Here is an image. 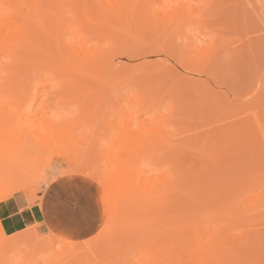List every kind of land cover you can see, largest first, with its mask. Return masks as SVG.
<instances>
[{
    "label": "rangeland",
    "instance_id": "obj_1",
    "mask_svg": "<svg viewBox=\"0 0 264 264\" xmlns=\"http://www.w3.org/2000/svg\"><path fill=\"white\" fill-rule=\"evenodd\" d=\"M171 1H175V0H159L158 3L163 8H165V7L167 8L168 4ZM228 1H227V4L230 5L231 7L225 4L226 0L221 1V3L219 4L220 7H222L223 6L222 2H223L224 6L226 7V10L224 7H222L223 10H222V8L220 9V12L222 11V13H220V16L222 14L224 15L225 13L227 15L225 14L224 16L228 17V15H229V18H227L229 20H227L226 18H223L224 16L223 17L221 16L222 17L221 24L224 27L220 25L221 29H222V27H223V29H225V26H226V29H228L227 32H225L226 34L223 33L224 37L227 36L229 33V35L232 38V39L230 37L228 38L229 43H227V44L229 45L230 43H233V44L237 43L238 40L236 41V39H239L238 42H240L241 41L240 39H242V38L243 39L246 38L248 40L245 39V41H244L242 39L243 41L241 42V44L238 43V46L240 45L239 48H236V45H235V48H233L234 45L230 44L229 46H231L234 49V51H231L233 49H231V50L227 49L228 48L227 44H226L227 48H225L224 47L225 44L222 45L221 39L219 37L217 38L216 37L217 35L214 37V35L208 34V35L204 36V38H202V41H203L202 46H214V47H218L220 49V51L222 50L223 52L221 51L220 60L223 59L227 53H230V51L233 53L235 52V54H234L235 56L234 57L232 56L233 59L230 62L238 63V64H234L235 66L238 65L235 68H239V66H240L241 70L237 71V69H236L233 71V69H235V68H233L234 65L231 67V68H233L232 70L229 69L228 66H225V65L229 64V62H226L227 59L231 60V58L226 57L224 62H226L228 64L224 65L223 60H221L223 64H221L220 68L221 67H224V68L228 67V70H222V68L221 69L219 68V70L221 71V75H219V76H221V79L226 80V84H227V82L230 81V83H229L230 85L228 84V86H226V84L224 83L225 85L223 84L224 85V88H223V85H221L223 82L220 83L223 80L220 81L219 76H218V80L220 82H217V83L213 82V84L216 88L218 85L216 86L215 84L219 83V85H221V89L223 91H225V88H229L230 90L227 89L226 93H228V91L232 92L231 95L234 98L228 97L230 99L229 100L227 99L228 101L227 100L225 101L224 98L227 96L225 94V96L222 97L224 99L223 100L221 97H219V94H222L220 96H223L224 92H221V93L219 92V94H218V91H220V89L218 91H216L218 94V95L216 94L217 96L211 95L212 92L209 91L210 94H207L208 93L207 92L206 93L207 97L206 98L204 96L203 97L205 98L204 100H207L210 97V96L208 97V95H211L212 97L209 99H212L216 96L215 98L218 97L221 100H223L224 102H228L227 108L224 106V104H223L224 102L222 103L220 99H217V100L214 99V100H216L215 101L216 103L212 104V105L216 106L217 101L219 100L220 102L218 104L221 103L220 105H222V104L223 105L222 106L218 105V106L225 107L226 109H228L229 106L232 107V105H234L235 103H236L235 106L236 105L240 106V109L242 106V109H241L242 111L239 110L241 112L240 113H239V111L237 112V113H239L240 117L238 115L236 116V113L234 114L235 111L233 112L235 117H233L231 119H227V120L224 119L223 120L222 118L217 116L218 113H215V112L216 111L218 112L219 110H215L216 108L212 105L210 107V104L212 102H210V100H207L210 102V103L207 102L209 104H206V101L202 102L201 100H203V98H198V99L196 98L199 93L195 92L196 90L193 91L195 88L193 90L190 89L191 88L190 86L194 85L195 83L197 84V82H199V81L197 80V82L195 81L191 85L190 82L193 81L192 77H191L192 79H190V77L188 78V76H185L186 74L184 75V72L182 73L178 70H171V68H168L169 69L168 72H172V75H171V73H166L165 79H164V77L163 78L160 77L162 80H164L163 81L164 85L161 84L163 86H160V85L159 86H160V88L164 87L163 88L164 91L166 89L173 87V86L175 89L174 92L175 91L177 92L178 89H181V91L178 90L179 92H177V95L181 94L182 96H184V98L179 97L180 95L177 96V97L181 98L180 99L181 102H180V100H178L179 104L175 105V103L173 101H171L169 98H167L168 100H170V102L167 101V99H166V101H164L165 104L162 105L163 107H162L161 111H159L160 113L157 112L156 110L154 111L153 108L150 111H147V114H145L143 112L139 113L138 108L136 109L135 107L133 110V113H134L133 118L137 119L136 122L142 126H146V127L160 126V128L162 127L161 129L166 127L165 130L168 129L167 132H169V129L171 128L170 133L174 134V139L172 138L173 140L171 142H172V145L175 146V149L172 148V150L170 149V151L167 152L170 157L172 156L171 157L172 159L169 158V156L166 154V152L165 153L163 152V150L165 151V148L164 149L161 148V150H154V152L164 153L165 158L163 157L164 155L162 156L163 158L161 156H158L159 158L158 157L152 158L154 156H151L150 160L148 159V161L146 162L147 164H145L144 167L142 166L145 169V171L142 169L144 174H142V178L140 179L141 182L139 181V184L141 186L143 184H144L143 186H146L147 184H149L148 182H151V181L157 182L156 181V179H157L159 181L160 180L161 181L166 180L167 181L166 184L169 187V186H171V184L173 182L176 181L175 182L177 184L176 186H178L180 189H183L184 192L187 193V195H189V198L185 197V196L182 198H179V199H181L180 200L181 202L178 201L179 203L177 202V205H176L175 202L178 199L176 197L175 198L176 200H174V202L171 203V205L168 204L169 207L167 206V208H169L168 210H172L171 212L168 211L167 209H164L167 204H164L165 205V206H163L164 208L160 207L159 209H157L158 212L157 213L155 212V217L154 218L151 217L152 219H154L155 222L151 223L152 222V219H151L149 224L147 225L148 227L145 230L138 228V226H136L135 228L129 227L130 229L126 227L127 229L123 230V229H125L124 227L127 226V224H124L125 222H128L129 220H132L135 218H136L135 220H139V217H141L139 215H138V217H137V215L135 217L134 214L133 215L131 214V216H129L130 219L127 217L128 221H125L123 223L122 226H124V227L123 228L121 227L122 229H119L120 231L118 229L115 230L116 227H114V226H116V225L112 224L114 221H112L113 219L111 217H113V214H112V209H110V204L113 203V199H114L113 198V189H114V187H116V184L118 183V181L121 177V174H125L126 171H128V170H130V168H132V165H130L131 164L130 163V161H131L130 157H131L132 152L123 151L119 148H117V149L113 148L115 145L118 144V143L115 144V142H121L120 137L122 136L120 131L113 129V127H115V125H117V127L119 129L123 128V124H122L123 118L120 115H118L120 106L118 107V109H116L115 102H114L115 100H113V101L111 100L112 105H114V107H113L114 109L107 108V109H112V111L110 110V112L106 109L107 112H109L107 116L110 117V119L107 118V116H105V119L103 118L104 119V121H103V119H100V118H102V116L99 115L101 117L99 118V120L97 122V120L96 121L94 120L95 117H93L90 114L93 117V120L96 122V123L94 122L95 124H93L90 121L92 119L91 116L89 117L88 115H83V122L85 124H81V127L75 128L74 130H71V131L58 133L57 136H59L60 141L58 142L59 144H57V146L56 145L54 146V149H55L54 152L55 153L51 157V159H49V156H48L49 151L47 149L41 147L37 142H35L31 138H29L27 135L24 134V135L20 136L18 139H15V137H13L12 131H11V133L9 132L11 130L10 126L9 125H2L0 127V221L2 223V228L0 229V245H1L2 250H0V252H2L3 255L1 253L0 258H2V257L3 258L0 259V264H68V263L69 264H112L111 262H113V264H114V262L116 264H130V262H132V261L134 262V263L132 262V264H136V263H138L137 261L142 262L143 258H139V257H142V256L145 257V255L138 256V254H136L137 253V251H136L135 255H137L138 257L134 258V255L132 256V254H134L133 251L135 249L134 250L131 249L129 247L130 245L128 246V243H130L129 240H131L132 237H136V238L138 237V239H139V237L142 235L145 236L144 239L147 241L150 238H151L150 239L151 242L155 241L154 245H156L157 244L156 242H158L159 245H157L156 248L154 247L155 250H153V249L150 250V251H155L154 254H157L156 251L157 252L160 251L159 247H162L165 244V247L163 246L164 247L163 251H165V252H162V253H164L165 258L162 257V259H164L166 261L168 258L167 256H169V255L166 256V254L172 253L171 256H173L177 252L180 253V255L177 254L178 255L177 257H176V255H175V257H173V259L177 258V259H174L175 262L177 261L176 264H181V263L182 264H191V263L192 264H195V263L201 264V262L203 261L201 256L204 254H205V257H203L204 262H202V264H210V262H213L211 264H215V262H217L216 264H219V263L220 264H226V262H227V264H238V263L239 264H254V263L255 264H264V163H262V160L264 159V155L262 154V153H264V107H263L264 104L262 103L263 101L262 102L260 101V99H261L260 96L262 95V93H264L263 92L264 91V7H262V5L264 4V0H249L252 2H249V3L247 2V3L248 4L252 3L255 8L254 7L252 8L251 7L252 4H250L251 6L248 5V7L243 6V7H245L244 9H242V6H241L243 4L244 0H240V3H242L241 5L240 4L238 5L235 3L238 0H235V1L234 0H228ZM241 1H243V2H241ZM246 1H248V0H246ZM229 3H231V4H229ZM234 3L236 4L235 7H234V5H235ZM238 3H239V1H238ZM232 7H234V8H232ZM227 9L229 10V13H231V14H232V11L234 14V10H235L237 16L241 15V16H239L240 18L238 19V17L236 18L235 15L233 16V14L232 15L229 14ZM255 9L257 10L256 12H255ZM230 10H232V11L230 12ZM242 10L244 13L242 12V14H241ZM258 11H259V13H258ZM238 12H239V14H238ZM257 13L260 15L258 16ZM230 17H232V18H230ZM243 17H244V20H242ZM235 19L236 20L238 19L237 22ZM225 20L227 23L229 21L231 22V20H232V22H231V24L229 23L228 25H226L227 23L225 22ZM234 20H235L236 25H234ZM239 25H241V26H239ZM228 26H233V28L232 27L230 28ZM236 26L238 27V29ZM234 27L236 28V32H235V30H233V29H235ZM229 30H231V31L228 32ZM239 30H241V31H239ZM232 33H237V34L233 35ZM233 41H236V42H233ZM177 42H181V41L178 39ZM244 43H245V45H244ZM252 43H254V44H252ZM251 45H253L254 48ZM222 46L225 49L229 50V52L226 51L227 52L226 53L224 51L225 49H223ZM251 48H252V50H251ZM237 49H239V50L242 49V50L240 52ZM236 51H239V53ZM224 53H226V54L224 55ZM222 55H224V56H222ZM227 55L230 56L229 54H227ZM237 57L238 58L241 57V59H244L243 60L244 63H243V61L242 62L240 61L241 59L240 60L236 59ZM253 57H255V58H253ZM234 58L240 62H237L236 60H235L236 62L233 61ZM252 58H253V60H252ZM239 63H241V65H243V66H241ZM158 64L159 63H157V66H158ZM161 64H163V63H160V65ZM244 65H246V67L242 69V67H244ZM247 65H248V67H247ZM142 66H144V68H146L144 64ZM152 66L154 67V64ZM165 67H167V66H165ZM144 68L141 67V69H143V70H144ZM147 68H146V70H147ZM151 69H153V68H151ZM45 70H46V68L44 69V71ZM162 70H163V68L160 69L159 71H162ZM244 70H246V72L247 71L248 72L244 73ZM44 71H42V72L45 74L47 72V70L45 72ZM148 71L149 70H147V72ZM222 71L226 73V74L224 73L225 75L223 74V76H222V73H223ZM140 72L147 73L145 70L140 71ZM150 72H152V70ZM155 72L157 73V71H155ZM232 72L239 73L240 77H242L241 72H243V78H245V80L241 79L239 76H238V80H237L238 74L236 73L234 75ZM162 73H158V74H156V76L158 77L159 74H162ZM226 76L230 77V80L227 78L229 81L226 79ZM22 77H23V75H21V77H19L18 79L14 80V83H12L13 81H11V82L8 81L7 84L5 83V85H7L5 87L10 89L9 92L13 91V93H15L14 95H16L15 98L13 99L15 101L14 102L15 103L14 110H11L9 108V105L11 102L10 103L7 102L8 104H4V105H2V107L8 108L6 112H8L11 116L16 117V118L19 117L22 121H26V119H28V121H29L28 116L30 114L29 115H25V114L29 111L28 106L30 105V100H31V99L29 100V98H30L29 93L31 92V90H30L31 88H29V84H27V83L34 78V73L30 74L29 78L26 79L27 81L21 82V80H23ZM46 77L47 76H44V78H46ZM173 78L175 80H174V82L173 81L171 82V80H173ZM197 78L198 77H196V79ZM202 78H204V82H207V83L208 82L211 83V81H212V80L210 81L206 77V75H202V77L201 78L199 77L198 79H202ZM155 79H158V78L154 77L153 81ZM240 79L244 82H247L245 84L247 86L248 85L249 86L247 87L244 84V82H242L243 84L240 83L241 82ZM256 80H258V81H256ZM259 81L261 82V84ZM176 82H178V83L176 84ZM199 83H200V85L203 84L202 82H199ZM255 84H257V85H255ZM203 85H204L203 87L205 88V86H206V88L208 90V85H210L209 87H211L212 84L208 83L207 85H205V83H204ZM239 86H241L242 89H240ZM200 87H202V85ZM260 87H261V89H260ZM160 88H158V89L161 90L162 88L161 89ZM211 88H213V90H214V87H211ZM211 88H209V89L211 91H213ZM22 89H23V92H22ZM153 89H155V88H153ZM163 89H162V92H163ZM14 90H15V92H14ZM52 90H53V88L50 84H48V82L43 87L40 88V91L38 93L39 98L37 97L39 100L37 99L36 102L33 103L34 105H32V107H31V109H33V110L29 111V113L33 111L31 113V116H30L31 117L30 121H32V123L29 127H27V129L29 128L30 132L40 130L41 129L40 124L42 122L54 123L55 125L58 123L59 125L60 124L63 125L64 123L63 124L61 123L63 121H61L59 119V117H60L59 115H66L68 112H69L68 114H70V113L72 114V112H75V107H74V111H73L71 106H69V108H68V106L66 104H65L66 106L64 105V103H66V101L64 103H62L59 100H55L54 98L56 96H58V94H56V92H54ZM207 90H205V91H207ZM24 91H25V93L27 92V94H28L27 96L24 95L25 94ZM32 91H33V89H32ZM135 91H138V90L136 88L132 89V91L130 92V95L133 94L134 96L136 95V97H138V96L140 97L143 94L145 95V93H143L142 95L141 94L139 95ZM45 92L46 93L50 92L49 94H51V93L52 94L47 96V99H48V100L46 99L47 103L45 102L46 104H43V103H41L42 102L41 100L44 97V95L46 94ZM216 92L214 91L213 93L215 94ZM230 92L228 94H230ZM13 93L11 92L10 94H13ZM133 95H132V98L134 100H139V97H138V99L137 98L135 99ZM144 95H143V97H144ZM199 95H198V97H199ZM200 97H202V96L200 95ZM261 97L264 98L263 96H261ZM194 98H196V99H194ZM253 98H254V100H253ZM197 100L201 101L204 105L202 106V103H200L201 105L199 103L197 104V102H199ZM211 101H213V99ZM40 103L43 105L41 106L40 109H37V108H39L38 106H40ZM180 103H182V105ZM109 104H111V103L109 102ZM109 104H107L108 107L111 106ZM188 104H190V105H188ZM228 104H230V105H228ZM171 105H172V107H171ZM185 105H187V106H185ZM195 105H197V108ZM207 105H209V106H207ZM181 106H182V111L180 109H178ZM184 106L186 107L185 109H183ZM200 106L204 107V108H207V107H209V108L206 110L204 109L205 111H202ZM174 107H176V109H178V111L179 110L180 111L178 112L177 110H174ZM212 107L215 109H213ZM220 107L219 108L217 107V108L220 109ZM193 108H195L196 110H194V111L191 110ZM235 109L237 111L238 107H236ZM71 110H72V112H70ZM229 110L232 114L233 110H231L230 108H229ZM92 111H93V109H90V112H87V113H92ZM174 111H177V112H174ZM210 111H212V112H210ZM222 111H223L222 109H220V111H219V113L221 112L220 113L221 116L224 113L225 114L229 113V111L228 112H226V111L222 112ZM190 112L191 113L194 112L195 116L193 115V113L191 114ZM213 112L215 113V115L211 116V114ZM82 113H79V115ZM105 113L106 112H104L103 114L105 115ZM188 113H190V115ZM76 114H78V113H76ZM109 114L113 115L112 119H111V116ZM182 114L184 116L183 118L181 116ZM4 115L5 114H3L1 116H4ZM166 115L167 116L171 115L172 117L166 119V117H167ZM227 115H230V113ZM1 116H0V118H1ZM85 116H88L91 119L86 118ZM176 116H178V117H176ZM230 116H232V115H230ZM230 116H229V118H230ZM70 117H69V119H72V117L71 118ZM222 117L227 118L226 115L222 116ZM206 118H207V120H206ZM215 118H217V121ZM69 119L66 120V123H68ZM81 119H82V117L80 118V120ZM96 119H98V118H96ZM171 119H175V120H171ZM190 119H192V120H190ZM179 120H181V121L178 122ZM183 120H185V122ZM186 120H187V122H186ZM218 120H220V121H218ZM233 120H234V122H233ZM30 121H29V123H30ZM230 121H232V122L229 123ZM202 122H204V124H202ZM235 122H236V124H235ZM182 124L184 126H186L187 128L186 127L184 128V126H182ZM188 124L190 126H188ZM201 124H202V127H201L202 129L200 128ZM219 124H220V127L223 124L224 125L228 124V125L227 126L225 125L226 129L225 128L223 129L224 125L222 126V129L220 127H219L220 128L219 129L218 128ZM64 125H66V124H64ZM179 126L181 128H177ZM203 126L205 127V129ZM258 126L259 127L261 126V127L259 128ZM211 127H213V128H211ZM228 127H229V129H228ZM190 128H191V130H190ZM197 128L200 130H198ZM257 128H259V129L257 130ZM172 129H174V130H172ZM193 130H194V132H193ZM234 130H236V131H234ZM171 131H173V132H171ZM180 131L182 134H180ZM229 131H230V133H229ZM86 132H88V133H86ZM198 132H199V134H198ZM83 133L85 135L86 134L89 135V133H90L91 137H92V138L90 137V140L88 143L83 144L84 146H82V145H80V143L76 142L77 139H80V137ZM183 133H184V135H183ZM192 133H193V135H192ZM196 134H198L197 135L198 137L197 136L195 137ZM186 135H188L187 136L188 138L185 137ZM230 136L231 137L235 136V140L233 141V143L237 140L236 137L238 139L240 137L241 139L239 140V143L241 141L242 142L241 145H239V143H237L238 144V147H237V145L235 143L236 146H234L231 142L232 140L231 141L229 140V138H231ZM190 137H192L191 140H190ZM91 139H92V141H91ZM101 139H103V140L101 141ZM176 139H177V141H176ZM187 139H188V141H187ZM62 140H65L67 143L63 144ZM173 141H174V143L176 141L175 145H174ZM178 141H180V142H178ZM228 141H230L231 143L229 144ZM22 145L25 147L23 148ZM187 145H188V147H187ZM255 145H257V146H255ZM232 146L234 148H232ZM242 146H243V149H242ZM258 146H260L261 148ZM79 147L80 148L84 147L81 149V152H80ZM92 148L94 149V151L91 154ZM197 148H199V149L203 148V149L198 150ZM226 148H228V149H226ZM237 148H238V150H237ZM245 148H247V149H245ZM178 149H179V153H178ZM182 149H183V151H182ZM186 149H189V150H186ZM137 150H139V144H135L134 148L131 151H137ZM168 150L169 149L166 148V151H168ZM173 150H175V151H173ZM216 151H218V152H216ZM224 151H225V153H224ZM255 151H257V152H255ZM176 153H178V154H176ZM184 153L187 156H184ZM174 155H176V156H174ZM258 155L260 156L261 161L259 160ZM262 155H263V158H262ZM254 156H255V158H254ZM198 157H200V158H198ZM205 158H206V160H204ZM157 159L159 160V162ZM181 159H183V161ZM206 161H208V162H206ZM229 161H231V162H229ZM263 162H264V160H263ZM117 163H118V165H117ZM176 164L178 165V167ZM185 164H187L189 167ZM153 165H155V166H153ZM173 165H175V166H173ZM180 165L182 167L183 166L184 167L182 168V167H180ZM197 166H198V168L195 169ZM199 166H200V168H199ZM206 166H208V167H206ZM235 166H236V168H235ZM225 170H227V171H225ZM229 171H230V174H227V173H229ZM238 172H240V173H238ZM181 173H183V174L180 175ZM226 174H227V176H226ZM115 175H117V177ZM118 175H119V177H118ZM175 175H177V176H175ZM205 175L207 177H204ZM186 176H187V178H186ZM193 176H194V178H193ZM210 176H211V178H210ZM169 177H172V178H169ZM201 177L203 178L202 181H204V179H205V180H208L211 182V183L210 182L208 183V181H206L208 184L207 185L208 189H206L207 188L206 186H205L206 188H204V185L206 182L203 184L202 181H200L201 184H203L202 185L203 187L197 182L198 180H201ZM218 177H220L221 179ZM226 177H228V178H226ZM110 178H112V182L114 181L113 183L110 182ZM260 178L263 179V181L260 180ZM255 179L258 180V182H256ZM235 180L237 181V183ZM45 181H48V183H45ZM116 181H117V183H116ZM161 181H160V184H161ZM186 181H189V182H186ZM223 182L225 183V185L227 187L224 185ZM110 183H112L113 185ZM187 183L189 186L187 185ZM196 183H198V186H196L198 188L193 187V185ZM238 183H239V185H237ZM244 183L245 184L247 183V184L244 186L243 185ZM254 183H257V184L255 185ZM139 184H138V187H140V189H143V186L141 188V186ZM181 184H183V185H181ZM250 184L252 185V187ZM186 185H187V187H186ZM199 186L202 187V190L200 189L201 187L199 188ZM237 186H239L238 187L239 189L237 188ZM111 187L113 189L110 192ZM215 188H216V191H215ZM140 189L138 188L139 192H140ZM242 189L247 192V193H245L247 195H241V193L243 191ZM250 189L251 190L253 189V191H252L253 194L250 193L251 191H249V193H250V195H249L248 190H250ZM73 190L77 191V192H81V193H86L87 197L91 201L92 214L87 221L83 222L84 226L73 225L71 227H62L59 222L54 221L52 216H50L48 214V204L52 198H59L63 194L69 193ZM136 191H137V189H136ZM238 191H239V193L241 192L240 193L241 196L237 193ZM111 193H112V196H111ZM188 193H190L191 195ZM218 193H220V194H218ZM215 194H217V195H215ZM4 195L8 196L10 199L8 197H5ZM169 195H171V193H169ZM195 195H196V197H194ZM200 195L202 197H205V198H201ZM37 196H39L41 199L37 200L36 199ZM134 196H137V193ZM190 196L194 199H190ZM231 196H232V198H229ZM239 196L241 197V198H239V199H241V201H239V199L237 198ZM29 197H31L33 200H35V203H33L31 206H29V204H28ZM173 197H174V195H173ZM197 197H199V198H197ZM218 197H219V199H218ZM225 197H226V199H225ZM168 198H170L171 201L174 199V198L171 199L172 196L171 197L169 196ZM185 198H187V199H185ZM215 198L218 200H216ZM7 199H9V200H7ZM184 199H185V201H184ZM202 199H204V200L202 201ZM234 199H236V200H234ZM167 200H168L167 202L170 203L169 202L170 200L169 199H167ZM110 201H112V202H110ZM220 202H222V203H220ZM186 203H189V204H186ZM205 203L208 205H206ZM209 203H210V205H209ZM172 204H173V206L175 205V207L178 206V208L174 207L175 211L171 208V207H173ZM201 205L203 208L201 207ZM192 206L195 208H193ZM182 207H184V208H182ZM189 207H191V208L189 209ZM206 207H207V209H204ZM208 207L210 210L208 209ZM241 207H242V209L243 208L244 209H243L242 213H239L242 211V209H240ZM21 209H23V210H21ZM161 209H164L163 212L164 211L165 212L162 213ZM178 209H179V211H178ZM200 209H202V210H200ZM225 209H227V210H225ZM208 210H209V212H208ZM166 212H168V213H166ZM189 212H190L191 216L194 213L196 215V219H195L194 215L192 216L194 219L192 217H190V214H188ZM216 212H219V213L217 214ZM185 213H187V214H185ZM168 214H171V215L166 216ZM211 214H212V216H211ZM244 214L246 216L243 218ZM157 215H159L160 217ZM185 215H186V217H185ZM144 217L147 218V215L144 214ZM144 217L142 215V218H140V219H144ZM197 217H198V219H197ZM215 217H217V218H215ZM157 218H159V219H157ZM166 218H168V219H166ZM183 218H185L186 221H184ZM208 218H209V220H208ZM218 218H220V219H218ZM188 219L191 221H189ZM156 220L158 221L157 224H156V222H157ZM197 220H198V222L201 221L205 224H203L201 222H199V224H198ZM160 221L162 224L159 223ZM192 221L195 225L191 223ZM205 221L206 222L208 221L209 223L207 222V225H206ZM226 221H227V223H226ZM230 221H231V223H230ZM247 221L250 223H248ZM179 222H181V223H179ZM189 222L192 225L188 224ZM196 222H197L198 226L200 225V228L195 227V226H197ZM232 222H234V223H232ZM235 222H237L238 224ZM128 223H130V222H128ZM146 223H147V221H146ZM247 223H248V225L249 224L250 225L248 226ZM254 223H255V226H253ZM114 224H115V222H114ZM239 224H241L242 226ZM128 225L130 226V224H128ZM156 225H158V227ZM161 225H162V227H161ZM182 225H184V226H182ZM178 226H181V228H184L186 226V228H185V230L181 229V228L178 229L179 228ZM192 226H194V227H192ZM204 226L206 227V229ZM201 227H202L203 232L201 231ZM231 227H232V229H231ZM234 227H236V228H234ZM248 227H250V228H248ZM132 228L134 230H132ZM151 228H153V229H151ZM224 228H226V229H224ZM237 228H239L240 230ZM260 228H262V229H260ZM188 229H189V231H188ZM208 229H209V231H207ZM213 229L215 231L216 230L217 231L219 230V231L215 232ZM248 229H250V230H248ZM54 230L56 231V233ZM241 230H242L243 234H241V232H240ZM256 230H258V231H256ZM131 231L133 232V234L132 233H131L132 235L129 234L130 237L128 239L124 240L125 235H127V233H130ZM136 231L138 233L139 232H141V233L138 234V233H136ZM236 231H238V232H236ZM123 232L124 233L127 232V233L124 234ZM221 232H222V234H221ZM114 233L116 236L114 235ZM204 233H205V235H203ZM238 233L240 234V236ZM246 233L247 234L249 233V234L246 235ZM229 234L233 235L235 237L230 236ZM235 234H237V235H235ZM169 235H170V237H169ZM198 235L201 238H199ZM201 235H203V236H201ZM214 235H216L215 239L214 238L212 239V237H214ZM114 236L116 237L115 239H114ZM196 236H198V237H196ZM208 236H210V237H208ZM223 236H224V238H223ZM195 237H196V239H195ZM219 237H220V240H218ZM152 238H153V240H152ZM227 238H228V240H227ZM231 238H233V240L236 242L233 243L234 241H232ZM108 239H110L111 243L109 242ZM116 239H117V241H116ZM206 239H207V241H206ZM235 239H239V240H235ZM242 239H245V240H242ZM119 240H121V241L123 240V242H121V243L124 247V249H123L124 251L122 249H121L122 251H118L114 247L112 249H110L111 248L110 246L112 244H114L115 241H116L115 245H117V242ZM170 240L173 241L174 244ZM162 241L164 244H161ZM166 241L168 244L166 243ZM208 241H210L211 243L210 242L208 243ZM135 242H136V240H135ZM187 242L188 243L192 242V244H194V245L191 246L192 244H190V246H191V248H190V246ZM214 242H216V244ZM177 243H179V244L177 245ZM184 243H185V245H184ZM200 243L204 244V245H200ZM206 243H208V244L205 246ZM243 243L245 246L243 245ZM246 243H249V244L247 245ZM212 244H214V245H212ZM232 244L233 245L238 244V245L233 246ZM176 245L180 246L181 249L178 248ZM210 245H212V246H210ZM215 245L216 246L218 245L217 247L221 248L222 251H221V249H216L217 247ZM225 245H227V246H225ZM259 245L261 247H259ZM174 246H176V247H174ZM123 247H121V248H123ZM187 247H189V248H187ZM192 247L193 248L195 247V248L193 249ZM211 248H213V249L211 250ZM99 249L102 251H98ZM168 249H170V250H168ZM71 250H73L74 253ZM76 250H77V252H76ZM137 250L139 253V249H137ZM174 250H176L175 254H173ZM199 250H202V251L200 252ZM203 250H204V254L202 253ZM215 250L216 251L219 250V252L221 251L223 253L220 252L218 254V252H216ZM227 250H229V251H227ZM238 250H239V252H238ZM240 250H241V252H240ZM205 251L206 252L209 251V253L206 254ZM101 252H102V254H101ZM145 252H146L145 254L147 255V257H145L144 259H145V263L148 264L146 262V259H148V257H150V255L147 254L148 253L147 251H145ZM189 252L192 254H190ZM194 252H197V253L194 254V256H193L194 259L192 258L193 259L192 260L191 259L192 256H190V255H193ZM225 252H226V254H225ZM123 253H125V255L127 254L128 257L125 258V255L118 256V255H122ZM142 253L144 254L143 251H142ZM152 254H153V252L151 253V258H152V256H154V254L153 255ZM199 254H201V255H199ZM157 255H160V254H157ZM188 255L190 257V260H187ZM196 255H197V257H196ZM211 255L213 257H210ZM218 255H220V256H218ZM171 256H169V259H171ZM224 256H226V257L229 256V257H227V259H226V257H224ZM118 257H119V259H118ZM129 257H131V258L128 261L127 258H129ZM200 257H201V261L199 262L198 260H200ZM221 257L222 258L224 257L223 258L224 260ZM123 258H125L126 262L128 261L129 263H125V260ZM136 258H138V260H136ZM151 258H149V259H151ZM219 258H220V260H219ZM141 259H142V261H140ZM149 259H148V261H149ZM173 259L170 260V264L171 263L173 264V262H174ZM207 259H209L210 262ZM213 259H214V261H213ZM231 259H233V261ZM256 260H258V261H256ZM168 261L166 262L167 264H169ZM207 262H209V263H207ZM139 264H144V262L139 263Z\"/></svg>",
    "mask_w": 264,
    "mask_h": 264
},
{
    "label": "bare ground",
    "instance_id": "obj_2",
    "mask_svg": "<svg viewBox=\"0 0 264 264\" xmlns=\"http://www.w3.org/2000/svg\"><path fill=\"white\" fill-rule=\"evenodd\" d=\"M159 0H0V116L5 114L4 116H1L0 118V127L2 125H9L11 130L9 131L11 133L12 131V134H13V137H15V139H18L20 136L22 135H27L29 138H31L32 140H34L35 142H37L41 147L47 149L49 151V159H51V157L54 155V146L57 144H59L58 142L60 141V138L58 135V133H63V132H67V131H71V130H74L75 128H79L81 127V124H85L83 122V115H88L89 117L92 115L94 118V120L98 122L99 118L102 116V118L100 119H105V116L108 115V113L110 112V110L112 111V109H114V105H112V101L115 100V107L116 109H118L119 107V112H118V115H120L123 119H122V124H123V128L122 129H119L117 127V125H115V127H113V129L117 130V131H120V133L122 134V136L120 137L121 139V142H115V145L113 148H119L123 151H129V152H132L131 154V161H130V165H132V168H130V170L126 171L125 174H121V177L117 183L116 181V187H114V189L111 187L110 189V192L111 190L113 189V203L110 204V209H112V214H113V217H111L115 222L112 223L113 225H116L114 227L115 230L116 229H122L124 226L123 223L125 221H128L127 217L129 218V216H131V214L138 215L141 216L139 217V220H135V219H132V220H129L128 222H125L124 224H127V226H125L123 230H126L127 228L129 227H136L138 226V228L142 229V230H145L150 222V220L152 218L155 217V212L157 213L158 210L160 207L161 208H164L163 206H165L164 204H167L166 207L164 209H169L167 208L168 204L171 205V203L174 202V200H176L175 198L177 197L178 199L179 198H182V197H188L189 198V195H187V193L184 192L183 189H180L178 186H176L177 184L175 182H173L171 184V186H167V181L166 180H160L161 181V184H160V181L156 179L157 182L155 181H151V182H148L149 184H147L146 186H143V189H140V187H138V184H139V181L140 179L142 178V174L143 173V170L145 171V169L143 168L145 164H147L146 162L148 161V159L150 160L151 156H154L152 158H155V157H158V156H163L164 153L166 152V154L168 155L167 152L170 151V149L172 150V148L175 149V146L172 145V140L174 139V134L173 133H170V129H169V132H167V130H165V128L161 129L160 126H153V127H146V126H142L140 125L139 123L136 122L137 119L133 118V110H134V107L137 109L138 108V111L139 113H145L147 114V111H150L152 108L153 110L159 112L161 111L162 109V105L165 104L164 101H166L167 98H169L171 101H173L175 103V105L179 104V101L182 97L184 98V96H182L181 94L177 95V92H179L178 90L181 91V89H178L177 92L175 91L174 92V86L169 88V89H166L164 91V87H161L163 89V92H162V89L160 88V86H163L164 85V80H162L161 78L164 77V79L166 78L165 77V74L166 73H171L172 75V72H168L169 69L168 68H171V70H178L180 72H184V75L185 76H188V78L190 77V79L193 78V81H191V85L192 83H194L195 81L197 82V80L199 82H202L203 84L205 83V85H207L208 83L209 84H212L211 87H214V90L213 88L209 87L210 85H208V90L205 86V88L203 87L204 85H202V87H200V83L197 82V84L195 85H192L189 86L191 87L190 89H194L193 91L195 92H198L202 97H198L197 95V99L198 98H203V100H201L202 102H205L206 101V104H209L210 102H212L210 104V107L212 104H215L216 100L217 99H220V98H215L219 92H224L223 93V96H220L222 94H219V97H224L225 94L227 95L224 99L225 101L230 98L228 97H232L234 98L230 91H228V93L230 92V94L226 93L227 89L230 90L229 88H225V91H223L221 89V85H223L224 83L226 84V80L224 79H221V71L219 70L222 61L224 62V60L226 59V57L228 58H231V60H228L226 62H229V65L228 63L224 62V65L225 64H228V65H225V66H228L229 69H233L235 67H237L238 65H234V64H238V63H232L230 61H232L233 57L235 56V52H231V51H234L233 48H235V45H236V48H239L240 45L238 46V43L241 44V42L245 39H240L241 41H239V39H236L237 43L233 44V43H230V44H233V48L231 46H229L227 43H229V37L231 38V36L228 35L224 37V34L225 32H227L228 29H226V26H225V29H223V25L221 24L222 22V17L226 14L221 15L220 16V13H222V11L220 12V9L222 7L225 8L226 10V7L224 6V3L222 2V7H220V3L221 1L223 0H175V1H171L169 4H168V7L166 8H163L159 3H158ZM225 1V0H224ZM227 1L226 0V5L227 4ZM235 1V0H234ZM239 1V3H238ZM237 2H235L236 4H242L240 3V0H238ZM229 2V1H228ZM243 2V1H241ZM249 2H252V1H246L244 0L243 4L241 5L242 6V9H244L245 7H248V5L252 4H248ZM234 3V4H235ZM231 4V3H229ZM233 4V3H232ZM236 4L234 5V7L236 6ZM247 5V6H246ZM264 5V4H263ZM262 5V7H264ZM230 6V5H228ZM233 6V5H232ZM245 6V7H243ZM251 6V5H250ZM249 6V7H250ZM231 7V6H230ZM232 7V8H234ZM252 8L254 7L253 4L251 6ZM250 7V8H251ZM231 8V9H232ZM240 8V7H239ZM255 8V7H254ZM223 10V8H222ZM228 10V9H227ZM248 10V9H247ZM232 10H230L231 12ZM238 11V10H237ZM257 10L255 9V12ZM243 10L241 11V14H242ZM254 12V13H255ZM228 13H229V10H228ZM244 13V12H243ZM259 13V11H258ZM257 15L259 16L260 14ZM231 14V13H229ZM232 14H233V11H232ZM231 14V15H232ZM239 14V12H238ZM227 15V14H226ZM236 16V18L238 17V19L240 18L239 16L241 15H236V12L234 10V14L233 16ZM246 15V14H245ZM246 17V16H245ZM223 18H229V15L228 17L227 16H224ZM232 18V17H230ZM259 18V17H258ZM237 19V20H238ZM260 19V18H259ZM229 20V19H227ZM236 20V19H235ZM235 20H234V25H236L235 23ZM236 20V22H237ZM244 20V17L243 19ZM224 21V20H223ZM226 22V20H225ZM232 22V20H231ZM231 22L229 21L226 25H228L229 23L231 24ZM240 22V21H239ZM244 22V21H243ZM233 24V23H232ZM255 24V23H254ZM222 29H221V26ZM241 26V25H239ZM249 26V25H248ZM256 26V25H255ZM228 27H232L233 26H228ZM237 27V26H236ZM235 28V27H234ZM242 28V27H241ZM258 28V27H257ZM238 29V27H237ZM226 30V31H225ZM232 30V29H231ZM231 30H229L228 32H230ZM235 30L236 32V28L233 29ZM232 30V31H233ZM223 31V32H222ZM241 31V30H239ZM253 32V31H252ZM256 32V31H255ZM249 33V32H248ZM214 35V37L216 36L217 38L219 37L221 39V42H222V45H224L225 48H227V45H228V48L229 50L233 49L230 51V53H227L226 51L229 52V50L225 49L223 46L222 48L225 49L224 51L227 53V54H231L230 56H228L226 53H224L225 57L223 59L220 60V55H221V51L218 47H214V46H202V38H204V36L206 35ZM226 34V33H225ZM233 35L234 34H237V33H232ZM245 34V33H244ZM239 35V34H238ZM237 35V36H238ZM248 35V34H247ZM252 35V34H251ZM242 36V35H241ZM227 37V38H226ZM233 37V36H232ZM247 37V36H246ZM253 37V36H252ZM238 38V37H237ZM178 39L181 41V42H177ZM232 39V38H231ZM234 39V40H235ZM248 40V39H246ZM232 41V40H231ZM236 41H233V42H236ZM251 41V40H250ZM252 42V41H251ZM179 43V44H178ZM246 43V42H245ZM244 43V45H245ZM248 43V42H247ZM227 44V45H226ZM254 44V43H252ZM253 47V45H251ZM230 47V48H229ZM250 47V46H249ZM221 48V49H222ZM254 48V47H253ZM236 50V49H235ZM239 50V49H237ZM242 50V49H241ZM241 50H239L241 52ZM250 50V49H249ZM252 50V48H251ZM239 51H236L239 53ZM223 52V51H222ZM237 53V54H238ZM251 53V52H250ZM223 54V53H222ZM222 55V56H224ZM239 55V54H238ZM237 55V56H238ZM241 55V54H240ZM243 55V54H242ZM256 55V54H255ZM233 56V57H232ZM255 58V57H253ZM252 58V60H253ZM236 59H241L240 58H236ZM234 58L233 61L236 60ZM244 59H241L240 61L242 62ZM237 62H240L238 60H236ZM235 61V62H236ZM247 61V60H246ZM154 64V67L152 66ZM157 63L158 66H157ZM160 63H163L160 65ZM244 63V61H243ZM145 65V67L147 68V70H149L147 72L146 68H144V66L142 65ZM152 64V65H151ZM241 65V63H239ZM248 64V63H247ZM147 65V66H146ZM164 65V66H163ZM223 65V66H224ZM234 65L233 68H231L232 66ZM249 65V64H248ZM247 65V67H248ZM161 68H160V67ZM163 66V67H162ZM167 66V67H165ZM169 66V67H168ZM171 66V67H170ZM173 66V67H172ZM243 66V65H241ZM147 72V73H142L140 71H144L143 69ZM158 67V68H157ZM228 67L227 68H224V67H221L222 70H228ZM246 65H244L243 68H245ZM46 68L47 72L44 74L42 71H44V69ZM140 70H139V69ZM153 68V69H151ZM157 68V69H156ZM162 71H159L160 69H162ZM166 68V69H165ZM220 68V69H221ZM224 68V69H223ZM168 69V70H167ZM237 71H240L241 68L239 66V68H235L233 69ZM45 70V71H46ZM152 70V72H150ZM157 71V73L155 71ZM230 70V71H231ZM32 73H31V72ZM44 71V72H45ZM167 71V72H166ZM220 73H219V72ZM154 72V73H153ZM164 74H163V73ZM223 72V71H222ZM227 72V71H226ZM248 72V71H247ZM246 70H244V73H247ZM34 73V78L29 81L27 84H29V88H31V92L29 93V100H30V105L28 106V109L29 111L33 110L31 109L32 105H34L33 103L36 102V100L39 98L38 97V93L40 91V88L43 87L47 82L48 84H50L53 88L52 91L56 92V94H58V96H56L54 99L55 100H59L61 101L62 103H64L66 101V103H64V105L66 104L69 108V106H71L72 110L74 111V107H75V112L78 113L76 114L75 112H72V110L70 112H72V114H66V115H59V119L63 122H61L62 124H66V125H59L58 123L55 125L54 123H44L42 122L40 124L41 126V129L38 130V131H32L30 132L29 128L27 129V127H29L32 123L31 120V113L33 112H30L29 111L25 114V115H29L28 118H29V121L28 119H26V121H22L19 117L16 118V117H13L11 116L7 111L8 108L6 107H2V105L4 104H8L7 102H11L10 105H9V108L11 110H14L15 108V101L13 100L15 98L16 95H14L15 93H13V91H11L13 94H10L11 92L9 88L5 87L7 85H5V83L7 84L8 81H13L12 83H14V80L18 79L19 77H21V75H23L21 82L23 81H27L26 79L29 78L30 74H33ZM142 73V74H141ZM158 73H162V74H159V76L157 77L156 74ZM225 72L222 73V76ZM228 73V72H227ZM234 75L237 73V72H232ZM242 73V77H240L239 73H237V80H238V76L241 78V79H244L243 78V72ZM240 73V74H241ZM25 74V75H24ZM226 74V73H225ZM224 74V75H225ZM231 74V73H230ZM163 75V76H162ZM202 75H206V77L211 81L210 82H204V78L202 79H198L199 77L201 78ZM33 76V75H32ZM44 76H47L46 78H44ZM218 76L220 77V81L223 80V81H219L218 80ZM252 76V75H251ZM155 78H158V79H155L153 81V79ZM161 77V78H160ZM192 77V78H191ZM196 77H198L196 79ZM245 77V76H244ZM195 78V79H194ZM229 79L230 80V77H227L226 76V79ZM227 79V80H228ZM240 79V80H241ZM247 79V78H246ZM258 79V78H257ZM158 80V81H157ZM160 80V81H159ZM162 80V81H161ZM174 78L173 80H171V82L173 81L174 82ZM201 80V81H200ZM228 80V81H229ZM254 80V79H253ZM157 83H156V82ZM225 81V82H224ZM233 81V80H232ZM258 81V80H256ZM17 82V81H16ZM163 82V83H162ZM214 83H217V82H220L222 83L221 85L218 84H215L217 86V88L214 86ZM244 81L241 80L240 83H242ZM260 82V81H259ZM178 82H176L177 84ZM230 83L227 82L226 86H228V84ZM247 83V82H244V84ZM257 83V82H256ZM163 84V85H161ZM224 84V85H225ZM243 84V83H242ZM241 84V85H242ZM261 84V82H260ZM259 84V85H260ZM160 85V86H159ZM200 85V86H199ZM224 85H223V88H224ZM230 85V84H229ZM246 85V84H245ZM257 85V84H255ZM10 86V85H9ZM220 86V87H219ZM247 86V85H246ZM249 86V85H248ZM247 86V87H248ZM219 87V88H218ZM255 87V86H254ZM259 87V86H258ZM136 88L138 91H135L137 92L139 95L145 93L144 97L143 95L142 96H138L139 97V100H134L132 98V95H130V92L132 91V89ZM155 88V89H153ZM158 88H160L161 90H159ZM209 88H211L213 91H211ZM240 89H242L241 86H239ZM33 89V91H32ZM157 89V90H156ZM216 89V90H215ZM220 89V91H218ZM249 89V88H248ZM255 89V88H254ZM261 89V87H260ZM259 89V90H260ZM191 90V91H192ZM207 90V91H205ZM161 91V92H160ZM212 92L211 95H216L218 91V94L212 98L213 101H211L212 99H209L211 98L212 96L211 95H208V99L207 100H210L207 101V100H204L206 97H207V94H210V92ZM216 92L215 94L213 92ZM15 92V90H14ZM22 92H23V89H22ZM119 92V93H118ZM208 92V93H207ZM260 92V91H259ZM262 92V91H261ZM264 92V91H263ZM25 93V91H24ZM46 93V92H45ZM50 93V92H49ZM49 93H46L44 95V97L42 98V102L43 104H46V99H47V96L51 95ZM160 93V94H159ZM184 93V92H183ZM207 93V94H206ZM261 94V93H260ZM24 95H28L27 92L24 94ZM130 95V96H129ZM206 95V96H205ZM28 96V97H29ZM41 96V95H40ZM134 96V95H133ZM181 98H179V97ZM205 98H204V97ZM264 97V93H262V95ZM260 96V101L264 104V98H262ZM38 97V98H37ZM138 97H136V95L134 96V98L138 99ZM142 97V98H141ZM188 97V96H187ZM194 98V99H196ZM231 98V99H232ZM67 99V100H66ZM216 99V100H214ZM223 99V98H222ZM223 99V100H224ZM39 100V99H38ZM48 100V99H47ZM112 100V101H111ZM170 100L167 99V101L170 102ZM221 100V99H220ZM221 100V102L223 103L224 101ZM227 100V101H228ZM233 100V99H232ZM254 100V98H253ZM122 101V102H121ZM199 101V100H197ZM201 101L197 102V104L199 103H202ZM46 102V103H45ZM109 102L111 104H109ZM181 102V100H180ZM196 102V101H195ZM209 102V103H207ZM220 101L218 100L217 101V104L216 106L215 105H212L214 106L215 110H219L222 109L224 112H228L230 113V115H227L229 113H224L222 114V116H227V118H223L221 116V112L219 113V111L215 112V113H218L217 116H219L220 118H222L223 120L224 119H231L233 117H235V113H236V116L238 115L239 116V113L242 111V106H241V109H240V106L236 105H232L229 106V108L232 111V114L227 108V103L228 102H224V106L226 107H220L222 105L218 104ZM236 102V101H235ZM257 102V101H256ZM40 103V106H38L39 108L37 109H40L41 106L43 104ZM107 104L111 105V106H107ZM118 104V105H117ZM149 104V105H148ZM182 105V103H180ZM226 104V105H225ZM239 104V103H238ZM65 105V106H66ZM148 105V106H147ZM190 105V104H188ZM201 105V104H200ZM204 104L202 103V106ZM220 105V106H218ZM230 105V104H228ZM107 106V107H106ZM187 106V105H185ZM183 107V109H185L186 107ZM193 106V105H192ZM196 108H197V105H195ZM199 106V105H198ZM209 106V105H207ZM244 106V105H243ZM172 107V105H171ZM201 107V106H200ZM220 107V109L218 108ZM238 107L237 111L235 108ZM264 107V106H263ZM107 108H112V109H107ZM209 107L207 108H204V107H201L202 111H205L206 109H208ZM225 108V109H224ZM233 108V109H232ZM90 109H93L92 113H87V112H90ZM105 109V110H104ZM109 112H107V110ZM135 109V110H136ZM182 111V106L180 108H178ZM176 107H174V110H177ZM205 109V110H204ZM235 109V110H234ZM70 110V109H69ZM89 110V111H88ZM179 110V111H180ZM191 110H196L195 108L191 109ZM199 110V109H198ZM210 110V109H209ZM212 110V109H211ZM214 110V111H215ZM241 110V111H239ZM177 111H174V112H177ZM178 111V112H179ZM222 111V112H223ZM235 111V112H234ZM239 111V113H237ZM83 112V113H82ZM104 112L105 115L103 114ZM137 112V111H136ZM199 112V111H198ZM212 112V111H210ZM234 112V114H233ZM35 113V112H34ZM75 113V114H74ZM79 113H82L79 115ZM149 113V112H148ZM155 113V112H154ZM160 113V112H159ZM191 113V112H190ZM190 113H188L190 115ZM193 115L195 116V113L192 112ZM191 113V114H192ZM214 113V112H213ZM211 114L212 115H215L214 114ZM36 114V113H35ZM91 114V115H90ZM185 114V113H184ZM220 114V115H219ZM101 115V116H99ZM111 116V119H112V116L111 114H109ZM144 115V114H143ZM172 115V114H171ZM167 116L166 119L172 117V116ZM178 115V114H177ZM72 117V119H69V117ZM88 116H85L86 118H89ZM91 116V119L90 121L95 124L96 122L93 120V117ZM182 118L184 117L183 114L181 115ZM180 116V117H181ZM193 116V117H194ZM230 116V118H229ZM256 116V115H255ZM70 117V118H71ZM82 117V121L80 120V118ZM178 117V116H176ZM187 117V116H186ZM189 117V116H188ZM240 117V116H239ZM98 118V119H96ZM107 118L110 119V117L107 116ZM174 118V117H173ZM245 118V117H244ZM63 119V120H62ZM69 119L68 123H66V120ZM103 119V121H104ZM177 119V118H176ZM179 119V118H178ZM187 119V118H186ZM216 121H217V118H215ZM239 119V118H238ZM256 119V118H255ZM258 119V118H257ZM171 120H175V119H171ZM192 120V119H190ZM207 120V118H206ZM225 120V121H226ZM65 121V122H64ZM181 120H179L178 122H180ZM185 122V120H183ZM220 121V120H218ZM95 122V123H94ZM187 122V120H186ZM207 122V121H206ZM205 122V123H206ZM232 121H230L229 123H231ZM234 122V120H233ZM239 122V121H238ZM222 123V122H221ZM243 123V122H242ZM202 124H204V122H202ZM202 124L200 126V128L202 127ZM236 124V122H235ZM164 125V124H163ZM180 125V124H179ZM216 125V124H215ZM224 125V124H223ZM220 127V124L218 126V128L220 127L222 129V126ZM226 125V124H225ZM225 125L223 127V129L225 128ZM228 125V124H227ZM226 125V126H227ZM172 126V125H171ZM177 126V125H176ZM182 126H184L182 124ZM188 126H190L188 124ZM210 126V125H209ZM208 126V127H209ZM233 126V125H232ZM237 126V125H236ZM243 126V125H242ZM186 126H184L185 128ZM204 127V126H203ZM234 127V126H233ZM250 127V126H249ZM259 127V126H258ZM261 127V126H260ZM259 127V128H260ZM263 127V126H262ZM175 128V127H174ZM177 128H181L180 126L177 127ZM183 128V129H184ZM187 128V127H186ZM213 128V127H211ZM217 128V129H218ZM219 128V129H220ZM238 128V127H237ZM257 128V130L259 129ZM5 129V128H4ZM7 129V128H6ZM9 129V128H8ZM96 129V128H95ZM182 129V130H183ZM198 129V128H197ZM202 129V128H201ZM205 129V127H204ZM226 129V128H225ZM229 129V127H228ZM247 129V128H246ZM249 129V128H248ZM174 130V129H172ZM191 130V128H190ZM200 130V129H198ZM212 130V129H211ZM243 130V129H242ZM262 130V129H261ZM187 131V130H186ZM196 131V130H195ZM204 131V130H203ZM208 131V130H207ZM233 131V130H232ZM236 131V130H234ZM248 131V130H247ZM251 131V130H250ZM173 132V131H171ZM183 132V131H182ZM185 132V131H184ZM191 132V131H190ZM194 132V130H193ZM211 132V131H210ZM249 132V131H248ZM88 133V132H86ZM178 133V132H177ZM176 133V134H177ZM217 133V132H216ZM219 133V132H218ZM224 133V132H223ZM227 133V132H226ZM230 133V131H229ZM235 133V132H234ZM237 133V132H236ZM180 134L181 131H180ZM199 134V132H198ZM196 134L195 137L198 135ZM206 134V133H205ZM208 134V133H207ZM213 134V133H212ZM259 134V133H258ZM178 135V134H177ZM184 135V133H183ZM191 135V134H190ZM193 135V133H192ZM201 135V134H200ZM254 135V134H253ZM252 135V136H253ZM176 136V135H175ZM188 135H186L185 137H187ZM222 136V135H221ZM245 136V135H244ZM90 137H91V134L89 133L88 134H82L80 139H77L76 142L77 143H80V145L84 146L83 144L84 143H88L89 140H90ZM194 137V136H193ZM198 137V136H197ZM231 137V136H230ZM92 138V137H91ZM173 138V139H172ZM188 138V137H187ZM192 137H190V140H191ZM256 138V137H255ZM262 138V137H261ZM236 141L233 143V141L235 140V136L229 138V140L232 142V144L234 146L237 145L238 147V144L239 143V140L241 139L239 137V139L236 137ZM248 139V138H247ZM246 139V140H247ZM251 139V138H250ZM249 139V140H250ZM103 139H101L102 141ZM221 140V139H220ZM248 140V141H249ZM92 141V139H91ZM177 141V139H176ZM176 141L174 143V145L176 144ZM182 141V140H181ZM188 141V139H187ZM218 141V140H217ZM228 141V143L230 144L231 142ZM245 141V140H244ZM106 142V141H105ZM180 142V141H178ZM191 142V141H190ZM199 142V141H198ZM246 142V141H245ZM251 142V141H250ZM62 143L63 144H66L67 142L65 140H62ZM100 143V142H99ZM224 143V142H223ZM236 143V145H235ZM241 141L239 143V145H241ZM95 144V143H94ZM135 144H139V150L137 151H131L133 148H134V145ZM200 144V143H199ZM219 144V143H218ZM225 144V143H224ZM189 145V144H188ZM187 145V147H188ZM201 145V144H200ZM199 145V146H200ZM221 145V144H220ZM95 146V145H94ZM184 146V145H183ZM210 146V145H209ZM219 146V145H218ZM217 146V147H218ZM244 146V145H243ZM243 146H242V149H243ZM257 146V145H255ZM22 147L24 148L25 146L22 145ZM81 147V146H80ZM80 152H81V149L84 148H80ZM86 147V146H85ZM89 147V146H88ZM87 147V148H88ZM231 147V146H230ZM260 147V146H258ZM103 148V147H102ZM165 148V151L163 150L164 153H161V152H154V150H161ZM166 148L169 149L168 151H166ZM183 148V147H182ZM191 148V147H190ZM208 148V147H207ZM223 148V147H222ZM232 148H234L232 146ZM236 148V147H235ZM251 148V147H250ZM255 148V147H254ZM261 148V147H260ZM27 149V148H26ZM184 149V148H183ZM182 149V151H183ZM198 150H202V149H199L197 148ZM228 149V148H226ZM247 149V148H245ZM249 149V148H248ZM186 150H189V149H186ZM205 150V149H204ZM203 150V151H204ZM210 150V149H209ZM238 150V148H237ZM251 150V149H250ZM94 151V149L92 148V151H91V154L92 152ZM175 151V150H173ZM211 151V150H210ZM242 151V150H241ZM246 151V150H245ZM258 151V150H257ZM255 151V152H257ZM261 151V150H260ZM218 152V151H216ZM234 152V151H233ZM238 152V151H237ZM33 153V152H32ZM178 153H179V149H178ZM176 153V154H178ZM225 153V151H224ZM251 153V152H250ZM262 153V152H261ZM94 154V153H93ZM174 154V153H173ZM187 154V153H186ZM193 154V153H192ZM198 154V153H197ZM200 154V153H199ZM203 154V153H202ZM211 154V153H210ZM264 155V153H262ZM189 155V154H188ZM234 155V154H233ZM247 155V154H246ZM263 155H262V158H263ZM47 156V157H48ZM91 156V155H90ZM169 156V155H168ZM176 156V155H174ZM173 156V157H174ZM182 156V155H181ZM184 156H187L185 155L184 153ZM201 156V155H200ZM229 156V155H228ZM244 156V155H243ZM46 157V158H47ZM165 158V155L163 156ZM162 157V158H163ZM172 157V156H171ZM169 156V158H171ZM180 157V156H179ZM183 157V156H182ZM207 157V156H206ZM212 157V156H211ZM217 157V156H216ZM225 157V156H224ZM259 157V160L261 159L260 156L258 155ZM257 157V158H258ZM159 158V157H158ZM161 158V159H162ZM177 158V157H176ZM175 158V159H176ZM189 158V157H188ZM200 158V157H198ZM219 158V157H218ZM229 158V157H228ZM238 158V157H237ZM255 158V156H254ZM172 159V158H171ZM178 159V158H177ZM212 159V158H211ZM158 160V159H157ZM179 160V159H178ZM183 161V159H181ZM201 160V159H200ZM206 160V158L204 159ZM233 160V159H232ZM237 160V159H236ZM249 160V159H248ZM254 160V159H253ZM264 160V159H263ZM262 160V163H264ZM174 161V160H173ZM180 161V160H179ZM203 161V160H202ZM215 161V160H214ZM261 161V160H260ZM259 161V162H260ZM159 162V160H158ZM163 162V161H162ZM175 162V161H174ZM185 162V161H184ZM190 162V161H189ZM208 162V161H206ZM221 162V161H220ZM231 162V161H229ZM239 162V161H238ZM255 162V161H254ZM149 163V162H148ZM170 163V162H169ZM173 163V162H172ZM207 164V163H206ZM246 164V163H245ZM118 165V163H117ZM171 165V164H170ZM177 165V164H176ZM187 165V164H185ZM210 165V164H209ZM225 165V164H224ZM238 165V164H237ZM236 165V166H237ZM143 166V167H142ZM155 166V165H153ZM175 166V165H173ZM188 166V165H187ZM193 166V165H192ZM235 166V168H236ZM178 167V165H177ZM180 167H182L180 165ZM184 167V166H183ZM182 167V168H183ZM189 167V166H188ZM208 167V166H206ZM234 167V166H233ZM239 167V166H238ZM187 168V167H186ZM195 168V167H194ZM193 168V169H194ZM198 166L195 168L197 169ZM200 168V166H199ZM252 168V167H251ZM143 169V170H142ZM207 169V168H206ZM205 169V170H206ZM216 169V168H215ZM218 169V168H217ZM226 169V168H225ZM238 169V168H237ZM171 170V169H170ZM192 170V169H191ZM203 170V169H202ZM208 170V169H207ZM206 170V171H207ZM236 170V169H235ZM234 170V171H235ZM251 170V169H250ZM173 171V170H172ZM176 171V170H175ZM182 171V170H181ZM193 171V170H192ZM227 171V170H225ZM241 171V170H240ZM191 172V171H190ZM208 172V171H207ZM221 172V171H220ZM176 173V172H175ZM174 173V174H175ZM240 173V172H238ZM172 174V173H171ZM183 173H181L180 175H182ZM193 174V173H192ZM200 174V173H199ZM203 174V173H202ZM216 174V173H215ZM221 174V173H220ZM219 174V175H220ZM227 174H230V171L229 173ZM226 174V176H227ZM110 175V174H109ZM178 175V174H177ZM175 175V176H177ZM185 175V174H184ZM189 175V174H188ZM204 175V174H203ZM208 175V174H207ZM214 175V174H213ZM218 175V176H219ZM238 175V174H237ZM236 175V176H237ZM258 175V174H257ZM112 176V175H111ZM117 177V175H115ZM170 176V175H169ZM190 176V175H189ZM202 176V175H201ZM217 176V175H216ZM225 176V175H224ZM254 176V175H253ZM114 177V176H113ZM119 177V175H118ZM199 177V176H198ZM204 177H207L206 175ZM221 177V176H220ZM218 177V178H220ZM223 177V176H222ZM257 177V176H256ZM260 177V176H259ZM169 178H172V177H169ZM177 178V177H176ZM187 178V176H186ZM194 178V176H193ZM192 178V179H193ZM211 178V176H210ZM228 178V177H226ZM232 178V177H231ZM249 178V177H248ZM252 178V177H251ZM258 178V177H257ZM118 179V178H117ZM116 179V180H117ZM152 179V178H151ZM221 179V178H220ZM245 179V178H244ZM259 179V178H258ZM109 180V179H108ZM153 180V179H152ZM203 178L201 177V180H198L197 182L202 186L206 181L208 180H205L202 181ZM212 180V179H211ZM256 180V179H255ZM260 180L263 181V179L260 178ZM183 181V180H182ZM203 184H201V182ZM218 181V180H217ZM216 181V182H217ZM222 181V180H221ZM226 181V180H225ZM230 181V180H229ZM236 181V180H235ZM109 182V181H108ZM110 182H112V178H110ZM114 182V181H113ZM112 182V183H113ZM141 182V181H140ZM146 182V183H147ZM186 182H189V181H186ZM210 181H208L209 183ZM213 182V181H212ZM241 182V181H240ZM256 182H258V180H256ZM110 183V184H112ZM158 183V184H157ZM169 183V182H168ZM198 183L194 184L193 187H196L198 186ZM211 183V182H210ZM224 183V182H223ZM237 183V181H236ZM220 184V183H219ZM233 184V183H232ZM247 184V183H246ZM245 183L243 184L244 186L246 185ZM255 185L257 183H254ZM113 185V184H112ZM140 185V184H139ZM183 185V184H181ZM180 185V186H181ZM188 185V183H187ZM186 185V187H187ZM207 182L205 183L204 185V188L207 187ZM225 185V183H224ZM239 185V183L237 184ZM242 185V184H241ZM240 185V186H241ZM251 185V184H250ZM141 186V185H140ZM141 186V188H142ZM189 186V185H188ZM199 186V188L201 187ZM206 186V187H205ZM226 186V185H225ZM235 186V185H234ZM248 186V185H247ZM108 187V186H107ZM203 187V186H202ZM202 187L200 188L202 190ZM211 187V186H210ZM217 187V186H216ZM227 187V186H226ZM239 186H237L238 188ZM252 187V185H251ZM138 188L140 189V192L138 190ZM179 188V189H178ZM190 188V187H189ZM192 188V187H191ZM198 188V187H196ZM203 188V189H204ZM224 188V187H223ZM229 188V187H228ZM246 188V187H245ZM244 188V189H245ZM137 189V191H136ZM208 189V187L206 188ZM212 189V188H211ZM220 189V188H219ZM227 189V188H226ZM230 189V188H229ZM239 189V188H238ZM192 190V189H191ZM198 190V189H197ZM223 190V189H222ZM234 190V189H233ZM237 190V189H236ZM243 190V189H242ZM247 190V189H246ZM199 191V190H198ZM204 191V190H203ZM215 191H216V188H215ZM227 191V190H226ZM249 191H251L250 193L253 194V189L251 190H248V193ZM212 192V191H211ZM221 192V191H220ZM137 193V196H134L135 194ZM169 193H171V195H169ZM205 193V192H204ZM226 193V192H225ZM232 193V192H231ZM230 193V194H231ZM239 195V191L237 192ZM244 193V194H243ZM247 193L246 191H242L241 195H247L245 194ZM249 193V195H250ZM190 194V193H188ZM201 194V193H200ZM212 194V193H211ZM220 194V193H218ZM109 195V194H108ZM174 195V197H173ZM191 195V194H190ZM199 195V194H198ZM217 195V194H215ZM222 195V194H221ZM226 195V194H225ZM234 195V194H233ZM240 195V196H241ZM5 196V195H4ZM111 196H112V193H111ZM171 197V199H173L172 201L170 200V198L168 197ZM201 196V195H200ZM210 196V195H209ZM227 196V195H226ZM237 197L238 199L241 198V197ZM5 197H8V196H5ZM196 197V195L194 196ZM211 197V196H210ZM209 197V198H210ZM245 197V196H244ZM9 198V197H8ZM199 198V197H197ZM201 198H205V197H202ZM229 198H232L229 197ZM4 199V198H3ZM6 199V198H5ZM10 199V198H9ZM7 199V200H9ZM110 199V198H109ZM167 199H169L170 203H168ZM175 202L176 205H177V202H181L179 199ZM187 199V198H185ZM184 199V201H185ZM190 199H194L190 196ZM189 199V200H190ZM212 199V198H211ZM216 199V198H215ZM219 199V197H218ZM216 199V200H218ZM226 199V197H225ZM224 199V200H225ZM2 200V199H1ZM201 200V199H200ZM199 200V201H200ZM204 199H202L203 201ZM214 200V199H213ZM229 200V199H228ZM236 200V199H234ZM196 201V200H195ZM201 201V202H202ZM227 201V200H226ZM230 201V200H229ZM228 201V202H229ZM233 201V200H232ZM231 201V202H232ZM239 201H241V199H239ZM112 202V201H110ZM178 202V203H179ZM198 202V201H197ZM207 202V201H206ZM174 203V204H175ZM222 203V202H220ZM227 203V202H226ZM225 203V204H226ZM234 203V202H233ZM186 204H189V203H186ZM191 204V203H190ZM195 204V203H194ZM202 204V203H201ZM206 204V203H205ZM229 204V203H228ZM239 204V203H238ZM179 205V204H178ZM208 205V204H206ZM210 205V203H209ZM235 205V204H234ZM173 206V204H172ZM183 206V205H182ZM205 206V205H204ZM230 206V205H229ZM237 206V205H236ZM169 207V206H168ZM174 207H171L173 210H174ZM186 207V206H185ZM193 207V206H192ZM202 207V205H201ZM211 207V206H210ZM175 208H178L175 207ZM184 208V207H182ZM187 208V207H186ZM191 207H189L190 209ZM195 208V207H193ZM198 208V207H197ZM203 208V207H202ZM219 208V207H218ZM239 208V207H238ZM237 208V209H238ZM164 209H161L162 213ZM204 209H207L204 208ZM209 209V207H208ZM242 209V207L240 208ZM244 209V208H243ZM243 209L241 212L239 213H242L243 212ZM185 210V209H184ZM188 210V209H187ZM202 210V209H200ZM210 210V209H209ZM208 210V212H209ZM227 210V209H225ZM160 211V210H159ZM168 211H172V210H168ZM175 211V210H174ZM173 211V212H174ZM179 211V209H178ZM182 211V210H181ZM180 211V212H181ZM204 211V210H203ZM215 211V210H214ZM224 211V210H223ZM237 211V210H236ZM239 211V210H238ZM187 212V211H186ZM192 212V211H191ZM221 212V211H220ZM160 213V212H159ZM168 213V212H166ZM165 213V214H166ZM175 213V212H174ZM203 213V212H202ZM217 214L219 212H216ZM111 214V213H110ZM111 214V215H112ZM144 214L147 215V218L144 217ZM172 214V213H171ZM171 214H168L166 216H169ZM179 214V213H178ZM187 214V213H185ZM190 214V212L188 213ZM214 214V213H213ZM221 214V213H220ZM142 215L144 217V219H140L142 218ZM161 215V214H160ZM195 216V219H196V215L193 213L192 216ZM208 215V214H207ZM259 215V214H258ZM159 216V215H157ZM180 216V215H179ZM188 216V215H187ZM191 214H190V217H192ZM205 216V215H204ZM212 216V214H211ZM219 216V215H218ZM217 216V217H218ZM235 216V215H234ZM241 216V215H240ZM246 215L244 214L243 218L245 217ZM152 217V218H151ZM160 217V216H159ZM164 217V216H163ZM186 217V215H185ZM208 217V216H207ZM214 217V216H213ZM215 217V218H217ZM227 217V216H226ZM162 218V217H161ZM189 218V217H188ZM193 218V217H192ZM201 218V217H200ZM206 218V217H205ZM130 219V218H129ZM156 219V218H155ZM159 219V218H157ZM168 219V218H166ZM184 221L185 218H183ZM191 219V218H190ZM194 219V218H193ZM198 219V217H197ZM202 219V218H201ZM220 219V218H218ZM231 219V218H230ZM233 219V218H232ZM246 219V218H245ZM162 220V219H161ZM177 220V219H176ZM189 220V219H188ZM203 220V219H202ZM209 220V218H208ZM222 220V219H221ZM234 220V219H233ZM248 220V219H247ZM253 220V219H252ZM251 220V221H252ZM111 221V222H112ZM147 221V223H146ZM157 221V220H156ZM168 221V220H167ZM179 221V220H178ZM191 221V220H189ZM196 221V220H195ZM194 221V222H195ZM219 221V220H218ZM238 221V220H237ZM155 222L154 219H152V222L153 223ZM163 222V221H162ZM169 222V221H168ZM198 222V220H197ZM196 222V224H197ZM201 222V221H199ZM198 222V224H199ZM206 222V221H205ZM208 222V221H207ZM207 222H206V225H207ZM229 222V221H228ZM245 222V221H244ZM248 222V221H247ZM257 222V221H256ZM158 223V221L156 222V224ZM161 223V221L159 222ZM181 223V222H179ZM192 224L193 221L191 222ZM190 222L188 224L192 225ZM203 223V222H201ZM209 223V222H208ZM227 223V221H226ZM231 223V221H230ZM234 223V222H232ZM237 223V222H235ZM250 223V222H248ZM247 223V225H248ZM253 223V222H252ZM130 224V226L128 225ZM162 224V223H161ZM169 224V223H168ZM183 224V223H182ZM195 226V227H199L200 228V225L198 226ZM205 224V223H203ZM229 224V223H228ZM238 224V223H237ZM155 225V224H154ZM176 225V224H175ZM174 225V226H175ZM195 225V224H194ZM225 225V224H224ZM234 225V224H233ZM241 225V224H239ZM250 225V224H249ZM248 225V226H249ZM260 225V224H259ZM150 226V225H149ZM158 227V225H156ZM155 226V227H156ZM165 226V225H164ZM171 226V225H170ZM184 226V225H182ZM189 226V225H188ZM187 226V227H188ZM230 226V225H229ZM228 226V227H229ZM242 226V225H241ZM255 226V223L254 225ZM258 226V225H257ZM122 227V228H121ZM127 227V228H126ZM162 227V225H161ZM177 227V226H176ZM180 229L181 226H178ZM194 227V226H192ZM205 227V226H204ZM203 227V228H204ZM208 227V226H207ZM214 227V226H213ZM212 227V228H213ZM2 228V223L0 221V229ZM164 228V227H163ZM167 228V227H166ZM172 228V227H171ZM186 226L184 228H181V229H184L185 230ZM196 228V229H197ZM211 228V227H210ZM209 228V229H210ZM236 228V227H234ZM250 228V227H248ZM253 228V227H252ZM256 228V227H255ZM263 228V227H262ZM260 228V229H262ZM130 229V228H129ZM153 229V228H151ZM191 229V228H190ZM193 229V228H192ZM206 229V227H205ZM209 229L207 231H209ZM226 229V228H224ZM232 229V227H231ZM239 229V228H237ZM257 229V228H256ZM132 230H134L132 228ZM141 230V231H142ZM200 230V229H199ZM214 230V229H213ZM223 230V229H222ZM228 230V229H227ZM230 230V229H229ZM240 230V229H239ZM250 230V229H248ZM255 230V229H254ZM55 231V230H54ZM120 231V230H119ZM164 231V230H163ZM168 231V230H167ZM189 231V229H188ZM197 231V230H196ZM201 231H202V227H201ZM215 231V230H214ZM217 231V230H216ZM215 231V232H216ZM219 231V230H218ZM217 231V232H218ZM224 231V230H223ZM234 231V230H233ZM258 231V230H256ZM261 231V230H260ZM129 232V231H128ZM194 232V231H193ZM203 232V231H202ZM238 232V231H236ZM241 234L242 233V230L240 231ZM56 233V231H55ZM124 233V232H123ZM127 233V232H126ZM124 233V234H126ZM133 232L131 231L130 233H127V235H125V239H128L130 235H132ZM136 233H138L136 231ZM141 233V232H139ZM138 233V234H139ZM211 233V232H210ZM233 233V232H232ZM253 233V232H252ZM212 234V233H211ZM210 234V235H211ZM218 234V233H217ZM222 234V232H221ZM239 234V233H238ZM249 234V233H248ZM246 233V235H248ZM256 234V233H255ZM115 235V233H114ZM171 235V234H170ZM169 235V237H170ZM205 235V233L203 234ZM201 235V236H203ZM230 235V234H229ZM237 235V234H235ZM262 235V234H261ZM107 236V235H106ZM111 236V235H110ZM116 236V235H115ZM114 236V239L116 238ZM124 236V235H123ZM140 236V235H139ZM195 236V235H194ZM199 236V235H198ZM196 236V237H198ZM215 236L212 237V239L214 238L215 239ZM226 236V235H225ZM230 236H233V235H230ZM240 236V234H239ZM108 237V236H107ZM195 237V239H196ZM210 237V236H208ZM207 237V238H208ZM235 237V236H233ZM242 237V236H241ZM247 237V236H246ZM106 238V237H105ZM113 238V237H112ZM122 238V237H121ZM145 236L142 235L139 237L136 238V237H132L131 240H129L130 243H128V246L131 248V249H135L133 252L134 254H132V256L134 255V258L135 257H138V256H142V255H145V257H147V255L145 254L147 251L150 255L149 258H151V253L153 252V254L155 253V251H150V250H155L156 246L159 245L158 242H156L157 244L154 245V242H151V238L147 241L144 239ZM199 238H201L199 236ZM224 238V236H223ZM226 238V237H225ZM120 239V238H119ZM147 239V238H146ZM157 239V238H156ZM160 239V238H159ZM165 239V238H164ZM241 239V238H240ZM109 242H110V239H108ZM136 240V242H135ZM153 240V238H152ZM155 240V239H154ZM173 240V239H172ZM175 240V239H174ZM192 240V239H191ZM190 240V241H191ZM201 240V239H200ZM205 240V239H204ZM209 240V239H208ZM220 240V237L219 239ZM228 240V238H227ZM232 241L233 238H231ZM235 240H239V239H235ZM242 240H245V239H242ZM249 240V239H248ZM117 241V239H116ZM115 241V242H116ZM135 243H134V242ZM139 241V242H138ZM158 241V240H157ZM161 241V240H160ZM171 241V240H170ZM207 241V239H206ZM213 241V240H212ZM247 241V240H246ZM115 242L114 244H112L110 247V249H112L113 247L115 249H117L118 251H122L124 249L123 245L121 242H123V240H119L117 242V245H115ZM173 243V241H171ZM170 242V243H171ZM176 242V241H175ZM178 242V241H177ZM186 242V241H185ZM199 242V241H198ZM210 241H208L209 243ZM220 242V241H219ZM224 242V241H223ZM236 241H234L233 243H235ZM111 243V242H110ZM167 243V241H166ZM180 243V242H179ZM177 243V245L179 244ZM188 243V242H187ZM206 243L205 246L208 244ZM211 243V242H210ZM216 244V242H214ZM221 243V242H220ZM225 243V242H224ZM223 243V244H224ZM240 243V242H239ZM263 243V242H262ZM109 244V243H108ZM161 244H164L163 241ZM168 244V243H167ZM166 244V245H167ZM174 244V243H173ZM189 246L191 243H188ZM227 244V243H226ZM247 245L249 243H246ZM176 245V246H177ZM185 245V243H184ZM187 245V244H186ZM194 244H192L191 246H193ZM200 245H204V244H201ZM214 245V244H212ZM210 245V246H212ZM233 245V244H232ZM231 245V246H232ZM235 245H238V244H235ZM233 245V246H235ZM244 245V243H243ZM253 245V244H252ZM127 246V247H128ZM165 247V244L163 245ZM159 247L160 249V253L156 251L157 254H162L161 256L160 255H157V254H154V256H152L151 259H146V262L148 264H167L166 262L168 261L169 264H170V260L173 259V257H176L178 256L177 254L180 255V253H176L174 250V253L175 255L171 256L170 253L166 254L171 256V259H169V256H167V261L162 259V257L165 258L164 256V253L162 252H165L163 251L164 247ZM174 246V247H176ZM190 246V248H191ZM216 246V245H215ZM218 246V245H217ZM216 246V247H217ZM227 246V245H225ZM245 246V245H244ZM258 246V245H257ZM123 247V248H121ZM155 247V248H154ZM173 247V248H174ZM178 248H180V246H177ZM182 247V246H181ZM208 247V246H207ZM215 247V248H216ZM252 247V246H251ZM259 247H261L259 245ZM263 247V246H262ZM0 248H1V245H0ZM93 248V247H92ZM189 248V247H187ZM193 248V247H192ZM195 248V247H194ZM193 248V249H194ZM109 249V248H108ZM122 249V250H121ZM139 249V253H138V250ZM176 249V248H175ZM181 249V248H180ZM192 249V250H193ZM197 249V248H196ZM213 248H211L212 250ZM216 249H221V248H216ZM224 249V248H223ZM226 249V248H225ZM243 249V248H242ZM245 249V248H244ZM2 250V248L0 249ZM170 250V249H168ZM179 250V249H178ZM177 250V251H178ZM184 250V249H183ZM208 250V249H207ZM210 250V251H211ZM236 250V249H235ZM250 250V249H249ZM73 251V250H71ZM98 251H102V250H98ZM124 251V250H123ZM137 251L135 255V252ZM141 251V252H140ZM142 251L144 252V254L142 253ZM200 252L202 250H199ZM216 251V250H215ZM222 251V249H221ZM220 251V252H221ZM225 251V250H224ZM229 251V250H227ZM77 252V250H76ZM151 252V253H150ZM170 252V251H169ZM199 252V253H200ZM212 252V251H211ZM216 252H218V254L220 253L219 250H217ZM239 252V250H238ZM241 252V250H240ZM254 252V251H253ZM2 252H0L1 254ZM74 253V251H73ZM184 253V252H183ZM190 253V252H189ZM188 253V254H189ZM197 253V252H194L193 255H190L192 253H190L189 255L192 256L191 259L193 258L194 259V254ZM204 254V250L202 252ZM205 253H209L205 251ZM223 253V252H221ZM230 253V252H229ZM249 253V252H248ZM256 253V252H255ZM78 254V253H77ZM102 254V252H101ZM152 254V255H153ZM182 254V253H181ZM215 254V253H214ZM226 254V252H225ZM237 254V253H236ZM250 254V253H249ZM3 255V253H2ZM76 255V254H75ZM125 255V253H123L122 255H118V256H123ZM127 255V254H126ZM125 255V258L128 257V255L126 256ZM148 255V256H149ZM188 255V258L187 260H190V257ZM201 255V254H199ZM198 255V256H199ZM224 255V254H223ZM239 255V254H238ZM254 255V254H253ZM72 256V255H71ZM74 256V255H73ZM130 256V255H129ZM159 256V257H158ZM220 256V255H218ZM222 256V255H221ZM230 256V255H229ZM227 256V257H229ZM251 256V255H250ZM77 257V256H76ZM117 257V256H116ZM144 256L142 257H139V258H143V261L142 259L140 261L144 262L145 263V258ZM180 257V256H179ZM197 257V255H196ZM203 261L204 262V258L205 257V254L201 256ZM201 257H200V260H198L199 262L201 261ZM210 257H213L212 255ZM217 257V256H216ZM226 257V256H224ZM223 257V258H224ZM226 257V259H227ZM231 257V256H230ZM243 257V256H242ZM241 257V258H242ZM260 257V256H259ZM3 258V257H2ZM0 258V259H2ZM121 258V257H120ZM123 258L125 260V263H129V258H127V262H126V259ZM181 258V257H180ZM222 258V257H221ZM222 258V259H223ZM238 258V257H237ZM263 258V257H262ZM261 258V259H262ZM78 259V258H77ZM84 259V258H83ZM110 259V258H109ZM119 259V257H118ZM174 259H177V258H174ZM173 259V261H174ZM192 259V260H193ZM229 259V258H228ZM260 259V258H259ZM68 260V259H67ZM123 260V261H124ZM136 260H138V258H136ZM182 260V259H181ZM209 262L210 260L207 259ZM220 260V258H219ZM224 260V259H223ZM233 261V259H231ZM236 260V259H235ZM243 260V259H242ZM252 260V259H251ZM196 261V260H195ZM214 261V259H213ZM227 261V260H226ZM241 261V260H240ZM258 261V260H256ZM71 262V261H70ZM133 262V261H132ZM132 262H130V264H132ZM138 263L136 264H139V263H142V262H139L137 261ZM177 262V261H176ZM176 262L174 261L173 264ZM192 262V261H191ZM197 262V261H196ZM201 262V264H202ZM207 262V263H209ZM221 262V261H220ZM242 262V261H241ZM68 263V262H67ZM74 263V262H73ZM113 264V262H111ZM134 263V262H133ZM195 263V262H194ZM213 263V262H210V264ZM217 262H215L216 264ZM231 263V262H230ZM233 263V262H232ZM259 263V262H258ZM69 264V263H68ZM114 264H116L114 262ZM172 264V263H171ZM182 264V263H181ZM192 264V263H191ZM195 264H198V263H195ZM220 264V263H219ZM227 264V262H226ZM239 264V263H238ZM255 264V263H254Z\"/></svg>",
    "mask_w": 264,
    "mask_h": 264
},
{
    "label": "snow or ice",
    "instance_id": "obj_3",
    "mask_svg": "<svg viewBox=\"0 0 264 264\" xmlns=\"http://www.w3.org/2000/svg\"><path fill=\"white\" fill-rule=\"evenodd\" d=\"M45 183H48V181H45ZM36 199L41 198L37 196ZM33 203H35V200L29 197V206ZM48 214L52 216L54 221L59 222L62 227L84 226L83 222L87 221L92 214L91 201L86 193L73 190L59 198H52L48 204Z\"/></svg>",
    "mask_w": 264,
    "mask_h": 264
}]
</instances>
